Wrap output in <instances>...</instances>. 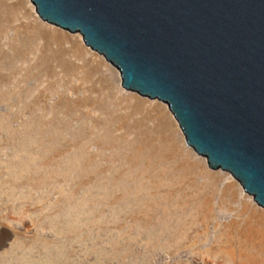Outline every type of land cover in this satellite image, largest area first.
<instances>
[{"label": "water", "instance_id": "95a60500", "mask_svg": "<svg viewBox=\"0 0 264 264\" xmlns=\"http://www.w3.org/2000/svg\"><path fill=\"white\" fill-rule=\"evenodd\" d=\"M26 1L123 95L168 109L186 150L264 213V0Z\"/></svg>", "mask_w": 264, "mask_h": 264}, {"label": "rangeland", "instance_id": "374dc122", "mask_svg": "<svg viewBox=\"0 0 264 264\" xmlns=\"http://www.w3.org/2000/svg\"><path fill=\"white\" fill-rule=\"evenodd\" d=\"M84 48L80 38L68 39L37 21L36 15L30 10L29 1L0 0V142L3 141V145L0 143L3 146H0V264H54L48 246L53 245V242L58 246L62 245L61 240H56L53 235L51 219L47 218L50 213L48 211L61 196L57 193L47 194L46 190L34 191L29 184H23L24 180L18 182L21 184L19 188L12 187L16 180L12 181L8 176V164L15 156L13 141L24 137L22 132L28 125H40L44 129L61 127L63 132L59 129L62 134L59 133V136L66 143V148L61 149L62 154L74 150L70 145L73 140L78 138L80 142L87 141L90 159L98 162L101 168L105 167L100 173L105 179L112 177L114 173L126 174L132 167L130 160L121 159L123 163L110 162L108 157L113 153L126 155L130 151L129 145L135 139L145 138L148 133L155 139L160 135V127H163L161 122H167L168 119V127L171 129L166 128V133L173 132L172 138L180 145L181 151L190 154L197 164V172L205 176L198 181L207 180V175H211L206 161L194 158V152L186 150L179 129L170 118L169 110L161 105L140 104V98L123 95L118 73L103 64V58L89 54ZM106 127L112 129L109 133L113 139L104 132ZM145 129L146 134L143 133ZM107 140L113 144H105ZM215 177L219 178V182L214 204L223 196L227 183L231 185L228 192H234L238 197L232 203L228 200L229 208L224 205L217 210L218 222L228 224L230 220L241 222L246 219L254 209L252 198L245 200L243 190L234 180ZM92 180L84 188L91 187L95 183ZM63 185L65 183L61 181L54 189L62 190ZM68 188L69 186L64 187L65 190ZM241 200L248 202L250 211L248 208L244 210L247 213L239 214ZM118 218L111 217L112 221L109 218L110 229L100 235H91L83 248L77 242L72 243L70 256L66 257L68 260L63 258L60 262L57 259V262L137 264L134 260L136 250L133 251V215L121 210ZM212 236L213 234L210 235V240ZM113 242L118 244L117 252H113L111 248ZM137 255L138 251L135 256ZM206 262L193 260L189 253L169 257L161 251H155L143 255L141 264H223L218 260Z\"/></svg>", "mask_w": 264, "mask_h": 264}, {"label": "bare ground", "instance_id": "6f19581e", "mask_svg": "<svg viewBox=\"0 0 264 264\" xmlns=\"http://www.w3.org/2000/svg\"><path fill=\"white\" fill-rule=\"evenodd\" d=\"M161 124L160 135L155 139L146 134L145 129V138L135 139L126 155L113 153L108 157L110 162L130 160L133 169L128 164V173L121 174L117 166L119 174L114 173L110 178L105 176V179L100 176L105 167L102 169L98 162L90 159L87 141L80 142L78 138L69 141L74 150L61 153L66 143L59 136V133L62 135L60 126L57 129L46 125L49 128L44 129L40 125H28L30 128H22L23 138L13 139L15 156L8 164V176L12 181L16 180L12 187L19 188L21 184L18 182L24 180L23 184H29L34 191L46 190L47 194L57 193L61 196L47 210L50 213H46L47 218L51 219L53 235L62 244L58 246L53 242V245H47L54 264L70 256L72 243L77 242L83 248L91 235L107 232L111 217L117 219L121 210L133 215V251L136 250L135 255L138 251V255H134L137 264L142 263L143 255L155 251L169 257L189 253L193 260L202 262L218 260L223 264H264V213L254 209L250 211L248 202L241 200L239 214L247 213L244 210L248 208V217L241 222L230 220L228 224L219 223L217 210L224 205L229 208L228 200L232 203L238 198L234 192H228L231 185L226 184L223 196L214 204L219 178L208 174L207 180L198 181L204 179V174L197 172V164L190 154L181 151L180 145L172 138L173 132L166 133L168 119ZM109 128L106 127L104 132L112 138L109 133L112 129ZM105 142L107 145L113 144L109 140ZM89 180H95V183L86 189L84 186ZM61 181L65 185L62 190L56 191L54 188ZM65 186L69 188L65 190ZM115 242L110 243L113 252L118 250Z\"/></svg>", "mask_w": 264, "mask_h": 264}]
</instances>
